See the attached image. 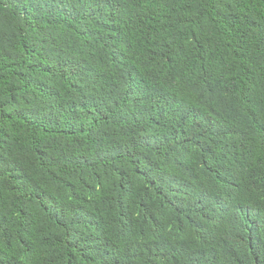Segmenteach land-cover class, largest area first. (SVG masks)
<instances>
[{
	"label": "trees",
	"instance_id": "16d2710c",
	"mask_svg": "<svg viewBox=\"0 0 264 264\" xmlns=\"http://www.w3.org/2000/svg\"><path fill=\"white\" fill-rule=\"evenodd\" d=\"M0 264H264V0H0Z\"/></svg>",
	"mask_w": 264,
	"mask_h": 264
}]
</instances>
